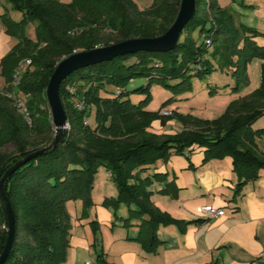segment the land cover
Masks as SVG:
<instances>
[{"label": "trees", "instance_id": "obj_1", "mask_svg": "<svg viewBox=\"0 0 264 264\" xmlns=\"http://www.w3.org/2000/svg\"><path fill=\"white\" fill-rule=\"evenodd\" d=\"M7 1L22 19L15 22L0 16L5 33L17 41L0 60L4 82L0 88V179L14 163L52 142L54 129L45 91L63 58L128 39L158 37L170 28L180 5V0H152L149 9L140 10L133 0ZM237 18L218 0H195V14L171 51L120 56L77 70L61 83L59 95L68 123L65 140L21 166L4 185L15 220L12 247L4 264H64L71 229L66 205L80 201L83 210L93 206L92 189L100 168L111 174L117 190L116 198L102 204L114 210L121 204L128 208L122 225L130 227L133 220L138 221L135 240L147 253H155L161 244L159 227L174 225L183 232L204 221H180L161 212L150 200L149 187L166 177L155 173L141 178V171L172 155L188 156L195 146L203 149V162L232 159L239 179L237 194L246 182L258 178L264 170V151L256 140L264 139V128L253 130L252 126L264 117V45L255 39L264 34ZM30 23L35 25L33 40L25 34ZM253 60L263 62L260 86L230 102L215 119L203 120L175 110L162 115L171 100L157 111L146 110L153 85L173 94L190 92L192 81L206 79L216 66L231 74L232 92L238 93L249 85L248 66ZM20 67L23 70L14 88L12 77ZM141 79L143 84L131 86ZM72 87L74 92H70ZM107 87L114 91L107 92ZM134 95L144 98L134 103L130 99ZM17 99L24 103L30 125ZM78 102H83L82 110L77 109ZM92 113L95 125L90 127ZM156 121L163 128L174 121L182 129L157 135L149 131ZM169 187L161 193L173 194ZM6 240L7 218L0 199V255ZM100 258L95 262L103 264Z\"/></svg>", "mask_w": 264, "mask_h": 264}, {"label": "crops", "instance_id": "obj_2", "mask_svg": "<svg viewBox=\"0 0 264 264\" xmlns=\"http://www.w3.org/2000/svg\"><path fill=\"white\" fill-rule=\"evenodd\" d=\"M62 2L70 3L68 0ZM3 3L8 1L0 0V7ZM218 3L221 6L219 0ZM221 7L231 9L229 6ZM232 11L241 16L236 10ZM28 27L29 24L26 29ZM16 43L5 33L0 19V60ZM262 63L260 60L250 63L249 86L238 93L231 91L234 100L251 94L260 86ZM0 82L3 87V80ZM130 84L134 87L143 81ZM165 109L173 110L168 106ZM155 124L160 127L157 121L152 126ZM262 128L264 123L258 124L257 121L252 126L253 130ZM154 129L149 131H159V128ZM261 140L257 139L256 144L260 151H264V139ZM203 160V149L195 148L188 156L172 155L167 162H156L141 171V178L155 173L166 177L149 187L152 192L150 200L161 212L180 221H204L187 226L183 232L174 225L159 227L157 237L161 244L155 253L145 252L135 240L138 221L133 220L130 227L122 225V219L128 216L125 205L121 204L114 210L102 204L105 199L116 198L117 190L112 181H107L111 180L109 172L100 173V168L92 189L93 206L83 210L80 201L66 205L71 229L64 264H84L96 261L98 256H101L103 264H263L259 254L264 251V170L259 171L256 180L246 182L237 194L235 188L239 179L233 172L232 159ZM167 184L173 188V194L161 193ZM208 205L222 209L224 215L203 219L197 210Z\"/></svg>", "mask_w": 264, "mask_h": 264}, {"label": "water", "instance_id": "obj_3", "mask_svg": "<svg viewBox=\"0 0 264 264\" xmlns=\"http://www.w3.org/2000/svg\"><path fill=\"white\" fill-rule=\"evenodd\" d=\"M194 14L195 0H180L176 18L164 34L154 38L128 39L111 46L98 47L90 51L73 53L63 58L56 65L45 91V97L51 115V124L54 129L53 140L48 146L30 153L14 163L6 170L0 179V199L3 202L7 218V240L0 255V264H4L10 253L15 232L14 215L10 202L4 192L5 183L21 166L42 153L56 149L65 140L66 126L68 123L66 112L59 95L61 83L77 70L108 62L120 56L135 54L138 52L166 53L171 51L178 44L184 28L193 18Z\"/></svg>", "mask_w": 264, "mask_h": 264}, {"label": "rangeland", "instance_id": "obj_4", "mask_svg": "<svg viewBox=\"0 0 264 264\" xmlns=\"http://www.w3.org/2000/svg\"><path fill=\"white\" fill-rule=\"evenodd\" d=\"M68 1L71 2L72 0ZM133 1L137 5L141 6L142 10L149 9L153 4L152 0ZM64 2L66 3L67 1ZM219 2L221 6H229L232 10H236L241 14V16H238L237 18L238 22L248 28L256 30L259 33H264V0H219ZM0 9L1 14L6 15L12 21L18 22L22 19V15L19 12L14 11L11 5L8 3H3V6L0 7ZM247 25H250L251 27ZM26 35L27 37L30 36L34 39L36 38L35 25L33 23H30L29 27L26 29ZM257 42L258 44L263 45L264 37H261V39L258 38ZM141 80L143 81V83L145 82L144 79ZM232 81L233 79L230 73L223 72L217 69L216 66V70L206 79H194L192 81V89L190 92H186L183 94H173L169 90H166L157 85H153L151 88L152 99L149 105L146 107V110L157 111L163 102L171 100V103L170 105H168V108L173 109L178 113L190 114L193 117L203 120L215 119L219 117L225 111L230 102L234 100V96L230 94L233 85V83L231 85ZM227 84H229V86H227ZM1 87L2 84L0 82V88ZM215 89L218 90V93L214 94L213 96H210L209 92L214 91ZM110 91H114V89L112 87H107V92ZM13 92H15V90ZM143 98V96L134 95V97H131V101L134 103H138ZM163 111L169 112L170 110L164 109ZM257 123L263 124L264 118H260V120H257ZM88 125L90 127H93L95 125L94 113L90 115L88 119ZM155 127L159 128L158 132H152L153 130H155ZM150 129L152 130L150 132L155 133L157 135H161L165 133L171 134L179 132L182 127L180 124L175 123L174 121H170L166 124L164 128L161 126L157 127V124H155V126L151 125ZM195 148L196 147L193 146L191 149L194 150ZM157 162H159V164L164 163V161ZM101 172L105 173V169L101 168L100 173ZM95 179L97 178L95 177ZM107 181L112 180L107 179ZM197 213L200 217H202L201 213L199 212V209L197 210Z\"/></svg>", "mask_w": 264, "mask_h": 264}, {"label": "built area", "instance_id": "obj_5", "mask_svg": "<svg viewBox=\"0 0 264 264\" xmlns=\"http://www.w3.org/2000/svg\"><path fill=\"white\" fill-rule=\"evenodd\" d=\"M208 44H209V42H208ZM29 64H30V61H27L26 65H29ZM22 70H23V67H20L19 69H17L14 72V75L12 77V85L14 86V88H16L18 86L19 77L21 75ZM70 92H74V87L70 88ZM10 96L13 97L14 93H12ZM14 99H16L15 96H14ZM16 103H17V107L19 108L22 115L24 116L25 122L30 125L31 124V118H30V115H29L24 103L22 101H19L18 99L16 100ZM76 107L78 110H82L83 109V102H78ZM161 114L162 115H169L170 112L162 111ZM66 129H68V125L66 126ZM108 175L111 177L110 173H108ZM199 212L201 213L203 219L216 218V217H221L224 215V211L222 209L214 208L211 205L201 207L199 209ZM259 259L264 264V251H262L259 254ZM84 264H98V263L95 261H87Z\"/></svg>", "mask_w": 264, "mask_h": 264}]
</instances>
